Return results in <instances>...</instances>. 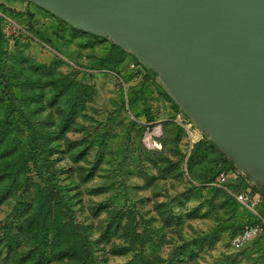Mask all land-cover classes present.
Returning <instances> with one entry per match:
<instances>
[{"label":"rangeland","instance_id":"obj_1","mask_svg":"<svg viewBox=\"0 0 264 264\" xmlns=\"http://www.w3.org/2000/svg\"><path fill=\"white\" fill-rule=\"evenodd\" d=\"M0 17L4 18L0 20L4 60L9 67L18 68L10 69L18 86V96L11 98L14 108H22L23 121L32 123V130L39 136L45 131L58 134L57 125L68 114L75 92L84 93V106H78L59 146L48 159L42 153L36 163H29V191L22 190L0 205V234L3 226L21 222L18 204L32 201L36 184L45 188L53 182L73 194L69 206L73 219L89 226L92 247L104 264H139V244L146 264H168L175 248L184 244L189 248L181 256L184 264H264V236L240 249L230 245L232 235L253 216L236 199V191L225 194L209 186L191 187L187 159L193 146L183 127L166 125L168 139L161 149L146 148L143 125L176 117L171 101L163 95L166 90L162 95L157 92L155 84H161L158 77L150 86L140 87L148 92L139 101L138 111H133L124 99L140 81L137 72L130 69L134 60L128 51L118 53L107 38H84L80 33L73 37V29L28 0H0ZM21 68L42 84L41 99L46 108L40 112L39 123L33 110L23 103L27 95L21 86L28 78L21 75ZM63 86H68L69 95L50 104L52 90ZM146 110L152 121H148ZM50 112L55 116L54 126L45 123ZM201 134L197 133V139L203 138ZM208 140H203L204 161L189 170L195 177L214 175L208 184L221 187L219 173L225 162ZM43 142L41 139L40 144ZM164 173H168L166 178L161 176ZM83 174L92 177L82 183ZM121 248L127 252L120 253Z\"/></svg>","mask_w":264,"mask_h":264},{"label":"water","instance_id":"obj_2","mask_svg":"<svg viewBox=\"0 0 264 264\" xmlns=\"http://www.w3.org/2000/svg\"><path fill=\"white\" fill-rule=\"evenodd\" d=\"M111 40L264 187V0H28Z\"/></svg>","mask_w":264,"mask_h":264},{"label":"trees","instance_id":"obj_3","mask_svg":"<svg viewBox=\"0 0 264 264\" xmlns=\"http://www.w3.org/2000/svg\"><path fill=\"white\" fill-rule=\"evenodd\" d=\"M30 3L73 29L75 32L73 34L71 33L73 37H78L77 33H80V35H84V38H87L85 37L87 35L92 38H99V36L77 30L65 21L57 18L52 13L32 2ZM0 20L4 21V18L0 17ZM111 43L114 50H117L118 53L125 52L112 41ZM48 44L49 46L54 47L52 42L48 41ZM86 46H88V43H86ZM0 56V205H3L9 200V198L20 194L22 190L24 193L25 191H29V184L27 182L29 163H36L39 160L38 156L42 153L46 156L45 158L48 159L56 147L59 146L60 139L74 120V115L78 111V106H84V93L80 90L75 92V96L72 98L74 102L70 106L68 114L64 115L60 124L57 125V128L60 129L58 134L53 135L45 131L39 136L36 131L31 129V122H28L27 120L23 121L26 116L22 114V108L19 106L14 108V102L11 97L13 95L18 96L16 93V91H18V86L14 84V81L12 80V72L10 70L14 65L12 67L7 65L1 48ZM132 58L134 60L132 64H136L138 68L132 69L130 64V69L137 72L136 78L140 81V85L135 87V89L131 88L128 90L124 102L127 103L129 109L133 111L136 110L137 112L139 109V101L143 99L145 92H148L140 87H142L143 84L145 86H150V83L153 84V79L154 77H157V74L152 70L143 67L134 56H132ZM122 61L123 59L118 60L117 62L121 63ZM14 69L18 70L17 67H14ZM20 73L22 75L25 74L26 71L21 68ZM25 75L28 80L27 82H23L21 88L24 89L23 91L27 97L23 103L33 110V115L36 116L35 121L36 123H39L40 112L46 108V104L41 99L43 96L42 84L35 81L34 78L31 79L32 76H30L29 73ZM155 87L157 92L162 95V90H164L162 84H155ZM60 89L61 90L55 88L52 90L53 100H51L50 104L54 103L60 97L69 95L70 89L68 86H63ZM163 95L171 101V108L174 111V115L176 114V117L179 114H183L187 118L166 91L163 92ZM11 110L15 111L16 116H12ZM145 114H148L146 116L148 121L153 120L149 110H146ZM176 117L175 119L169 120V122L162 123L164 131L163 138L161 139L162 146L167 137L166 125L169 127L175 126L178 129L182 127L176 121ZM45 123L49 126L55 125V116L52 112L46 117ZM146 123L147 124L143 125V133L148 124H153L155 122ZM24 126H26V129H23ZM25 131L27 133H24ZM41 139H44L43 144H40ZM204 139L209 138L206 135H203V138L193 145V151L187 159V172L191 177V187L197 189L201 186H209L208 189L214 190V192L220 191L225 194L229 193V191L241 192L246 189L247 184L243 178H231L220 187L215 185V183L208 184L215 178L214 175H205L204 173L202 178L193 175L190 170H192L194 165L201 163L204 161L203 159H205V151H202L206 146L203 142ZM208 145L216 149L225 162L222 172H220L219 175L237 170L235 164L226 158L212 141L208 140ZM155 152L157 151H151V153ZM167 175L168 173H164L161 176L166 178ZM91 177L92 174H87L85 176L83 174L81 182L86 183ZM72 181L74 185L77 184L74 180ZM253 192L260 194L261 201L257 207V212L264 218V187L255 185ZM72 196L73 194H70L69 191L65 192V190L56 183L50 182L45 188H42L40 184H36V192L34 193L32 201L26 202L21 200V204H18V215L21 217V222L14 223V221H12L9 225H5L2 228V233L0 234V264H104V259L98 261L97 255L92 247L89 226L78 224L73 219V213L69 207ZM120 222L121 220L119 219L117 225H120ZM257 222V218L253 215L252 219L246 226ZM246 226L232 235L230 245L232 239L240 234ZM109 229H111L110 226L108 227V232ZM148 230L149 229H144L145 232ZM143 236L145 237V235ZM262 236H264V231L247 245ZM137 238L138 235L136 236V239ZM139 238H142L140 234ZM199 243L201 244V240ZM141 248L142 246H140V244L137 245V249L139 250V252H137L138 263L146 264L144 263L145 259L141 253ZM186 248L188 252V245L184 244L177 246L174 252L169 256L168 264H184L185 258L181 256L185 253ZM132 250H136V248L133 247ZM194 251L195 250L193 249L191 253ZM126 252L127 250L125 248H121L120 253ZM2 255H4V257H2Z\"/></svg>","mask_w":264,"mask_h":264},{"label":"built area","instance_id":"obj_4","mask_svg":"<svg viewBox=\"0 0 264 264\" xmlns=\"http://www.w3.org/2000/svg\"><path fill=\"white\" fill-rule=\"evenodd\" d=\"M132 69H137L136 64H131ZM177 122L188 132L191 145L193 146L197 141L202 138L197 139V133L200 131L194 123L183 114L177 115ZM201 132V131H200ZM202 133V132H201ZM163 126L162 123L156 122L153 124H148L144 136L143 142L146 145V148L149 150H159L161 149V139L163 138ZM204 135L203 133L201 134ZM234 178H243L247 184L246 189L241 192H236V199L244 205L252 214L257 218L258 222L252 225H248L244 230L236 235L232 241L231 245L233 248L240 249L246 246L250 241L255 239L264 231V218L261 217L257 212V207L260 204L261 198L259 193H254L253 188L254 183L246 174L242 173L240 170L232 171L229 173H222L219 177L220 184L226 183L229 179Z\"/></svg>","mask_w":264,"mask_h":264}]
</instances>
